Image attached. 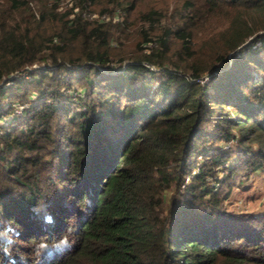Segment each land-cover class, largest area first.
Wrapping results in <instances>:
<instances>
[{
    "label": "trees",
    "instance_id": "trees-1",
    "mask_svg": "<svg viewBox=\"0 0 264 264\" xmlns=\"http://www.w3.org/2000/svg\"><path fill=\"white\" fill-rule=\"evenodd\" d=\"M0 1V264L10 228L69 237L34 264H264V209L229 200L264 168V0Z\"/></svg>",
    "mask_w": 264,
    "mask_h": 264
},
{
    "label": "rangeland",
    "instance_id": "rangeland-1",
    "mask_svg": "<svg viewBox=\"0 0 264 264\" xmlns=\"http://www.w3.org/2000/svg\"><path fill=\"white\" fill-rule=\"evenodd\" d=\"M48 3H51L52 0H47ZM70 0H57L59 7L64 8L70 2ZM158 0H138V9H144L149 4L154 3ZM106 2V0H97L92 5V11L90 13H99V8ZM4 5L8 7V4L0 1V19L4 18ZM21 9H16V16L14 20L21 19L23 20L24 25H28L30 29V33L33 34L36 39H40L44 36H48L50 33H53L59 29H61L60 22L57 20H43L40 21L37 16H34L30 13H26L20 11ZM92 15V14H90ZM133 16L136 13H132ZM90 17V16H89ZM13 20V21H14ZM203 37H209L210 34L203 30ZM138 37L136 31L132 30L129 32L128 37L125 39L127 42V46L129 48L133 47L135 39ZM73 45L71 52L79 51V44L77 40L73 39ZM204 77V76H203ZM21 102H19L20 104ZM18 104V103H17ZM16 104H14L15 106ZM18 111V108H17ZM222 172V169L220 170ZM229 200L231 204L240 205L244 207H249L251 209H264V168H259L253 172H251L247 178V181L244 182L241 186L235 187L230 194ZM14 242L10 245L9 251L12 254H19L22 258H24L27 264H34V247L35 244L32 242H26L24 240H16V237H13ZM6 246V245H5ZM4 246V248H5Z\"/></svg>",
    "mask_w": 264,
    "mask_h": 264
},
{
    "label": "clouds",
    "instance_id": "clouds-1",
    "mask_svg": "<svg viewBox=\"0 0 264 264\" xmlns=\"http://www.w3.org/2000/svg\"><path fill=\"white\" fill-rule=\"evenodd\" d=\"M35 211V209H34ZM43 222L46 225H54L55 224V218L51 216V214H45L43 217ZM19 233L15 229H9V234L7 237L4 238L5 243V254L11 257V252L8 250L10 245L14 242L13 237H18ZM71 242L69 240V237L65 234H61L59 239L49 242L47 240H40L36 243L34 247V253L37 257L43 258L45 255H48L49 258H51V254L53 252H62L65 249L71 248ZM10 264H15L14 258H10Z\"/></svg>",
    "mask_w": 264,
    "mask_h": 264
},
{
    "label": "built area",
    "instance_id": "built-area-1",
    "mask_svg": "<svg viewBox=\"0 0 264 264\" xmlns=\"http://www.w3.org/2000/svg\"><path fill=\"white\" fill-rule=\"evenodd\" d=\"M90 14H92V15H90ZM89 14V16H95V17H99V18H103L104 16H105V13H101L100 15H98L97 13H90ZM207 76L206 75H204V78H206ZM27 103L26 102H21L20 104L18 103V104H16L15 105V110H17V108H18V110H20V109H22V107L23 106H25Z\"/></svg>",
    "mask_w": 264,
    "mask_h": 264
}]
</instances>
